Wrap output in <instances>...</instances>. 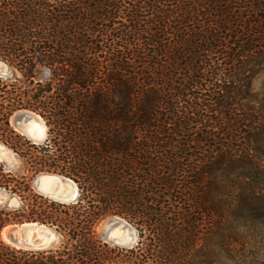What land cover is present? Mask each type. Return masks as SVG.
Masks as SVG:
<instances>
[{
    "label": "trees",
    "instance_id": "obj_1",
    "mask_svg": "<svg viewBox=\"0 0 264 264\" xmlns=\"http://www.w3.org/2000/svg\"><path fill=\"white\" fill-rule=\"evenodd\" d=\"M0 233L33 222L54 249L11 246L0 264H224L246 257L264 188V0H0ZM44 72L38 78L39 72ZM38 115L33 143L11 125ZM67 176L76 200L36 192ZM130 247L97 235L105 216ZM3 229V230H2Z\"/></svg>",
    "mask_w": 264,
    "mask_h": 264
},
{
    "label": "water",
    "instance_id": "obj_2",
    "mask_svg": "<svg viewBox=\"0 0 264 264\" xmlns=\"http://www.w3.org/2000/svg\"><path fill=\"white\" fill-rule=\"evenodd\" d=\"M6 71L0 68V76L4 75ZM22 113L31 114L29 119L18 125V130L22 135L28 137L33 143L37 144L45 139V127L43 136H40L35 130L31 129L32 122L41 123V119L33 112L24 111ZM0 160L6 162H13L14 154L3 144L0 143ZM36 190L41 195L51 198L59 202H72L76 200L78 196V189L75 183L65 175L42 173L37 176ZM6 199L4 192L0 189V203ZM118 225L109 235L108 239L115 245L122 247H130L136 241V234L131 226L121 217H117ZM9 226V227H8ZM8 227L5 231V241L18 248L23 249H48L54 246L55 232L43 224L24 222L20 224V227L6 225ZM4 227V228H5ZM3 228V229H4ZM2 229V230H3ZM33 230L41 231L43 240L39 243H34L31 239L30 232ZM2 232V231H1Z\"/></svg>",
    "mask_w": 264,
    "mask_h": 264
},
{
    "label": "rangeland",
    "instance_id": "obj_3",
    "mask_svg": "<svg viewBox=\"0 0 264 264\" xmlns=\"http://www.w3.org/2000/svg\"><path fill=\"white\" fill-rule=\"evenodd\" d=\"M0 68L4 69V71H6V73L4 75H9L10 71H9V68L7 67V65L0 62ZM44 74L45 73L43 71L39 72L37 74V77L42 78L44 76ZM4 75H1V76H4ZM253 88H254V91L256 92L258 98L264 97V71L259 73L254 78ZM30 115L31 114L22 113V112L15 113L11 117V125L14 127L15 130H17L20 133V131L18 130L17 124H21V123L26 122L29 119ZM41 121H42V119H41ZM45 135H47L46 130H45ZM45 138H46V136H45ZM42 141H44V140H42ZM41 142H39V143H41ZM0 161L4 162L5 165L7 166V168H13L17 163V159L15 156H14L13 162H6L4 160H0ZM43 173L58 174V173H53V172H43ZM40 174H42V173H40ZM40 174H38V175H40ZM37 176L32 181L33 187H34L36 192H38L36 190V187H35ZM250 195L253 196L252 197L253 199H255L257 197V203L256 202L254 203V207L256 208V211L254 214H256V215L254 216V219L252 221V225H253L252 229L250 231H248L247 233H241L242 237H244L245 240L249 241L250 247L245 252L246 257H241V258L237 259L236 262L224 260V264H264V188H263V190H257L256 189ZM5 197H6V199L3 202H1L0 204L7 202L11 206V205H14L16 203L15 199H9L8 200L6 195H5ZM66 203H69V202H66ZM117 217L118 216H112V215L105 216L98 222V224L96 226V232H97V235L100 237V239L102 241H107V242L111 243V245H113V243L110 242L108 237L111 234V232L114 230V228L118 225ZM20 224L21 223L12 222L8 225L21 228ZM41 234H42V232L38 231V230L31 231L30 236H31L32 241L34 243L41 242L43 240V235H41ZM0 238H1V233H0ZM53 240H55L54 246L51 248H48V249H54V248L58 247V245L60 243V237L57 233L55 234V237L53 238ZM3 241L6 242L5 240H3ZM6 243L9 244L8 242H6ZM10 245L14 246L12 244H10ZM14 247H16V246H14ZM33 250H37V249H33ZM40 250H44V249H40Z\"/></svg>",
    "mask_w": 264,
    "mask_h": 264
},
{
    "label": "bare ground",
    "instance_id": "obj_4",
    "mask_svg": "<svg viewBox=\"0 0 264 264\" xmlns=\"http://www.w3.org/2000/svg\"><path fill=\"white\" fill-rule=\"evenodd\" d=\"M40 121H41V120H40ZM30 126H31V129H32V130H35L40 136H43L44 127H45V130H46V126H45V124H44L43 121H41V123L36 122V121H35V122H32ZM8 227H9V226H8ZM8 227H5L4 230L2 231L1 238H2L3 240H5V236H4V234H5V231H6V229H7Z\"/></svg>",
    "mask_w": 264,
    "mask_h": 264
}]
</instances>
